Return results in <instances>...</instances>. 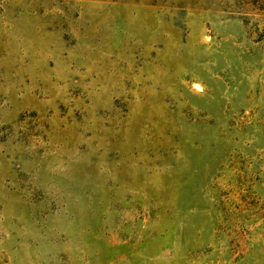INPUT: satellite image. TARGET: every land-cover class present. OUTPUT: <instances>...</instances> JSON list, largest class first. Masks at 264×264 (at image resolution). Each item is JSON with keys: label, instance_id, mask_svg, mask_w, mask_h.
I'll return each instance as SVG.
<instances>
[{"label": "rangeland", "instance_id": "1", "mask_svg": "<svg viewBox=\"0 0 264 264\" xmlns=\"http://www.w3.org/2000/svg\"><path fill=\"white\" fill-rule=\"evenodd\" d=\"M0 264H264V0H0Z\"/></svg>", "mask_w": 264, "mask_h": 264}]
</instances>
